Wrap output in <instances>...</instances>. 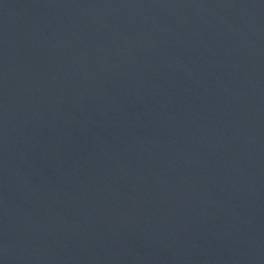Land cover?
<instances>
[{
	"label": "water",
	"instance_id": "obj_1",
	"mask_svg": "<svg viewBox=\"0 0 264 264\" xmlns=\"http://www.w3.org/2000/svg\"><path fill=\"white\" fill-rule=\"evenodd\" d=\"M0 264H264V0H0Z\"/></svg>",
	"mask_w": 264,
	"mask_h": 264
}]
</instances>
